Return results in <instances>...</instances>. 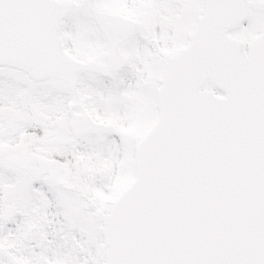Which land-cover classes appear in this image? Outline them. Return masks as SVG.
<instances>
[{
  "label": "snow or ice",
  "instance_id": "snow-or-ice-1",
  "mask_svg": "<svg viewBox=\"0 0 264 264\" xmlns=\"http://www.w3.org/2000/svg\"><path fill=\"white\" fill-rule=\"evenodd\" d=\"M0 264H264V0H0Z\"/></svg>",
  "mask_w": 264,
  "mask_h": 264
}]
</instances>
